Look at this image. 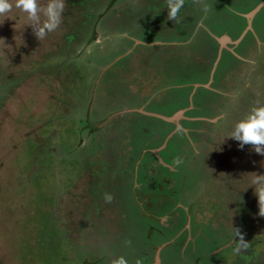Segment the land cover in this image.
<instances>
[{"label":"rangeland","instance_id":"374dc122","mask_svg":"<svg viewBox=\"0 0 264 264\" xmlns=\"http://www.w3.org/2000/svg\"><path fill=\"white\" fill-rule=\"evenodd\" d=\"M261 1L186 0L176 24L165 0H66L42 41L0 17V264H264V156L228 137L264 104V4L244 17ZM180 110L195 119L139 115Z\"/></svg>","mask_w":264,"mask_h":264},{"label":"clouds","instance_id":"9594fccd","mask_svg":"<svg viewBox=\"0 0 264 264\" xmlns=\"http://www.w3.org/2000/svg\"><path fill=\"white\" fill-rule=\"evenodd\" d=\"M186 0H165L168 10L167 18L176 24L181 23L179 13L185 5ZM194 4L201 5L205 15L210 11V6L205 0H193ZM67 5L66 0H0V17L9 18L8 14L15 9L26 14L27 23L33 29V33L39 41L45 39L49 33L59 29L63 22V15ZM3 22V21H2ZM0 22V23H2ZM228 137L239 142V146L251 145L252 149L259 155L264 156V104H255L250 110L238 120ZM176 163H180L177 157ZM249 186L254 187L255 195L258 197L259 215L264 217V174H256L251 179ZM105 202L111 203L113 197L109 193L104 194ZM234 237L238 244L243 242L235 250L241 252L246 250L248 242L244 240L243 234L235 228ZM130 244L131 241H126ZM108 264H128L124 256H113L109 258ZM137 264H141L138 260Z\"/></svg>","mask_w":264,"mask_h":264},{"label":"flooded vegetation","instance_id":"af4514ba","mask_svg":"<svg viewBox=\"0 0 264 264\" xmlns=\"http://www.w3.org/2000/svg\"><path fill=\"white\" fill-rule=\"evenodd\" d=\"M245 14V13H244ZM142 25H144L142 22H139V23H137V24H135L134 26H133V32L135 31L136 32V35H137V33H138V27H140V29L142 30L143 28H142ZM145 31H147V32H149V31H151V30H148L147 28H144V32H143V35H142V37H144V38H146L148 35H145V33H147V32H145ZM157 32H161V31H158V30H156L155 31V33H152V36L151 37H153V36H155V34L157 33ZM137 36H134V35H130V36H128V39L130 40V41H133V42H135V39H137L136 38ZM150 37V38H151ZM215 37V41L217 42V40H216V38L218 39L219 38V36H214ZM236 37H238V36H236ZM155 40V39H154ZM174 41H177V40H174ZM235 41V38H232V42H234ZM135 44H136V42H135ZM167 44H170V43H167ZM238 43H231V45L229 46L230 48H228V47H226L225 45H223L221 42L219 43V42H217L216 43V47L215 48H217L218 49V53H221L223 50L224 51H230L231 53H233L234 54V56H236V53H238V51L235 49V47H236V45H237ZM171 45V44H170ZM236 57H238V58H240L241 57V55H238V56H236ZM208 61V60H207ZM220 61V59L219 58H217L216 59V62H219ZM213 61H211V63H212ZM215 64V63H214ZM208 65H209V68L206 70V73H205V75H206V77H204L205 79H208V81H210L211 80V77H212V75L211 74H213L214 73V70H213V68H212V72H209L208 70L210 69L211 70V67H210V64L208 63ZM208 71V72H207ZM220 71V70H219ZM211 75V76H210ZM209 76H210V80H209ZM208 77V78H207ZM207 81V80H206ZM200 82H202V81H200ZM191 93V92H190ZM190 106H194L193 105V103H192V101H190ZM132 109V108H131ZM129 110V109H128ZM121 111H124L123 109L121 110ZM121 111H119V112H121ZM146 112V111H145ZM132 114H137V113H133L132 112ZM142 114H144V113H140L139 112V115H142ZM122 115H123V113H122ZM146 115V114H145ZM149 115V114H148ZM148 115H146V116H148ZM149 116H151V115H149ZM155 119H157V118H155ZM185 119H187L188 120V118L184 115V118H180L179 119V124H180V121L181 120H185ZM190 119V118H189ZM191 120V119H190ZM193 120V119H192ZM174 121L172 120L170 123H173ZM177 125H178V123H177ZM96 127V126H95ZM180 127V126H179ZM157 151V150H156ZM158 158H159V155H158ZM161 158V157H160ZM162 162V161H161ZM164 162V161H163ZM151 164L152 165H154V163H150V162H146V163H144V165H149V166H151ZM148 181H151V182H154V180L153 179H151V177H149L148 178ZM185 241H191L192 242V244H194V242H193V238L192 237H190L189 236V234H187L186 236H185V239H184ZM231 240V239H230ZM229 240V241H230ZM183 242L184 244H186V245H188V243L189 242ZM229 241H227V242H229ZM230 242H236V240L235 239H233L232 241H230ZM240 242H242V241H240ZM231 245V244H230ZM230 245H229V247H230ZM228 247V248H229ZM218 251V249L217 250H215V252H213V251H211L210 250V252L208 253L209 254V256H212L214 253H216ZM152 252H154V256H155V259H156V257H158L159 255H158V249H154V250H152ZM151 253V252H150ZM159 258V257H158ZM160 260H161V258H160ZM193 262H197V260H193ZM151 263V262H150ZM155 263V261L153 262V263H151V264H154ZM130 264V263H129ZM159 264H163V261L161 260L160 262H159Z\"/></svg>","mask_w":264,"mask_h":264},{"label":"crops","instance_id":"0c3cea01","mask_svg":"<svg viewBox=\"0 0 264 264\" xmlns=\"http://www.w3.org/2000/svg\"><path fill=\"white\" fill-rule=\"evenodd\" d=\"M247 13H245L244 14V17H245V15H246ZM253 17V16H252ZM252 19V18H251ZM251 19L248 21V19L245 17V20H246V24H247V28H249L250 27V22H251ZM220 38H227V40H223V42L222 41H220ZM232 38L233 37H231V36H229L228 34H222V35H220L219 36V38H218V40L223 44L224 42H226V43H229V45H231V43H238L239 42V40H240V38L238 39V37H236L235 38V41L234 42H232ZM136 41H138L137 43H141L142 44V41L141 40H139V39H135V42ZM239 54H236V56H238ZM210 72H212V71H210ZM212 75V74H211ZM210 75V76H211ZM209 76V77H210ZM201 83V85H202V87H205V88H209L210 89V87H211V80L210 81H202V82H200ZM196 86H200V84L199 83H196ZM190 94H192V92L190 93ZM191 101V100H190ZM192 107V106H191ZM181 111V114H179L178 115V113H175L174 115H178V118H184V115H183V113H184V111L183 110H180ZM151 112V111H150ZM143 113L144 114H149V115H151V116H153V117H156V118H159V119H162V120H164V121H167V122H171L170 120H167V118H169V117H171V116H168V115H166V114H161V113H158V112H151V113H149V112H145V111H143ZM189 119V118H188ZM190 119H195V118H190ZM177 123H178V126H180V124H179V119L177 120ZM176 123V124H177ZM156 151V150H155ZM159 160L161 161V158L159 157ZM162 161H163V159H162ZM161 223H163V222H161ZM164 225H167L166 224V222H164L163 223V226ZM158 264L159 263V258L158 257H156V259H155V264Z\"/></svg>","mask_w":264,"mask_h":264},{"label":"water","instance_id":"95a60500","mask_svg":"<svg viewBox=\"0 0 264 264\" xmlns=\"http://www.w3.org/2000/svg\"><path fill=\"white\" fill-rule=\"evenodd\" d=\"M262 4H264V0L261 1V3H259L256 7H254L252 10H250L246 15L245 17L248 19V21L252 18V16L256 13V11L262 6ZM222 40H227V38H220V41ZM138 41H136L137 43ZM178 118V115H173L169 118H167V120H175ZM156 152V151H155Z\"/></svg>","mask_w":264,"mask_h":264},{"label":"trees","instance_id":"16d2710c","mask_svg":"<svg viewBox=\"0 0 264 264\" xmlns=\"http://www.w3.org/2000/svg\"><path fill=\"white\" fill-rule=\"evenodd\" d=\"M205 64H207L206 67L209 66V65H208V62H206ZM207 69H208V68H207ZM193 120H194V119H193ZM190 121H192V119H191ZM190 128H191V127H190Z\"/></svg>","mask_w":264,"mask_h":264}]
</instances>
